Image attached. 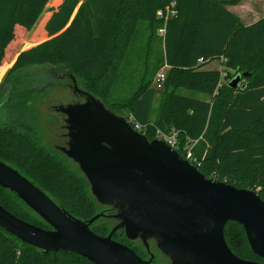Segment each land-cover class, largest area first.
<instances>
[{"label":"trees","instance_id":"16d2710c","mask_svg":"<svg viewBox=\"0 0 264 264\" xmlns=\"http://www.w3.org/2000/svg\"><path fill=\"white\" fill-rule=\"evenodd\" d=\"M50 1L0 0V70L5 71L17 54L0 84V108L5 113L0 123V159L75 216L89 219L99 213L101 205L79 166L43 143L31 106L49 88L47 74L65 68L116 114L126 116L124 109H130L149 140L177 129L174 148L186 158L190 152L188 159L208 177L255 189L264 199V16L245 24L228 8L241 0H53L47 6ZM168 7L176 14L165 22L157 13H166ZM142 23L153 29L165 26V60L170 67L163 87L152 86V77H143L131 100H113L110 93L121 62ZM33 28L35 38H48L21 50ZM214 60L221 62L222 69L207 67ZM229 69L235 72L229 74ZM238 74L242 78L233 88L229 82ZM177 88L209 98L179 93ZM159 93L161 107L151 121ZM0 203L26 221L51 228L1 185ZM109 220L101 216L91 228L107 235ZM114 238L146 256L145 246L136 245L123 230ZM225 238L240 257L264 262L239 222H227ZM0 264L95 263L73 251L45 254L0 226ZM153 264L165 263L154 260Z\"/></svg>","mask_w":264,"mask_h":264},{"label":"water","instance_id":"95a60500","mask_svg":"<svg viewBox=\"0 0 264 264\" xmlns=\"http://www.w3.org/2000/svg\"><path fill=\"white\" fill-rule=\"evenodd\" d=\"M84 101L60 104L68 130L64 153L78 164L100 204L115 209L117 223L100 235L92 223L100 212L81 219L58 203L19 169L0 159V185L16 193L51 228L26 221L0 203V226L45 254L76 252L95 264H153L116 240L123 230L147 249L154 240L172 264H264L237 255L225 226L237 221L252 250L264 258V199L259 191L208 177L164 139L149 140L93 93L79 88ZM236 75L229 85L238 87Z\"/></svg>","mask_w":264,"mask_h":264},{"label":"rangeland","instance_id":"374dc122","mask_svg":"<svg viewBox=\"0 0 264 264\" xmlns=\"http://www.w3.org/2000/svg\"><path fill=\"white\" fill-rule=\"evenodd\" d=\"M51 2L52 1H50L47 6H49ZM76 10L74 14L76 13ZM26 44L29 45V43ZM15 60L16 58L13 59L5 72H3L0 78V84L6 78V75L9 69L14 65ZM165 63L166 60L164 35L159 32V29H153L149 24L142 23L137 29L136 33L132 36L127 54L121 62V67L116 76V84L112 92L110 93L111 99H121L127 101L131 100L143 77H145V79H147L148 77H152L153 82L151 83V85L155 86V72L157 73L165 65ZM207 67L221 69L222 65L220 61L214 60L210 62ZM152 70H155V72H153ZM223 72L226 73V71ZM234 72L235 71L233 69L228 70L229 74H233ZM7 82L10 83L11 80ZM77 85L79 88H84L82 82L79 79H77ZM176 91L179 93L193 94L194 96L199 98H209L207 95H204L200 92H190L184 88H177ZM162 99L163 95L160 93L157 94L153 104L151 121H155V119L157 118ZM84 100V96L80 95L75 90L74 82L70 75L65 76L61 84L49 87L44 93L36 96V99L32 102L31 106L32 108H34V111L37 115V124L38 128L41 131L42 141L44 144H46L53 150L61 151L59 147L65 146L67 144L68 130L66 128V116L62 112L58 111L56 107L60 104H67ZM129 110L130 109L125 108L123 113H127L126 116H130L131 113L129 112ZM3 112L4 109L0 108V123L4 122L5 113ZM177 132V129H173L172 131L166 133L167 137H160V139L166 140V138H170L172 141L176 142V140L178 139ZM174 146H176V144H173V147ZM100 205L101 209L99 213L103 212L108 215L116 212L108 205ZM109 219L111 229L117 223V220L114 218ZM135 243L136 245H140L141 241L136 240ZM150 250L155 255V260L158 263H171L169 257H167L158 248L154 240L150 241ZM145 253L146 258H149L150 255L147 252L146 248Z\"/></svg>","mask_w":264,"mask_h":264},{"label":"crops","instance_id":"0c3cea01","mask_svg":"<svg viewBox=\"0 0 264 264\" xmlns=\"http://www.w3.org/2000/svg\"><path fill=\"white\" fill-rule=\"evenodd\" d=\"M228 8L233 13H235L245 24H251L264 16V0H241L237 4L228 5ZM35 34L36 33L34 28L27 32L25 42L22 45L21 50L48 38L47 35H42L39 38H35ZM26 43H29V45H27ZM16 56L17 54L14 58H16ZM2 66L3 65H1L0 68ZM3 72L5 71L0 70V78Z\"/></svg>","mask_w":264,"mask_h":264},{"label":"built area","instance_id":"2783aa9c","mask_svg":"<svg viewBox=\"0 0 264 264\" xmlns=\"http://www.w3.org/2000/svg\"><path fill=\"white\" fill-rule=\"evenodd\" d=\"M176 14V11L171 8H167L166 13L163 10H159L157 15L159 17H163L165 19V22L168 21L170 17H173ZM159 32L164 35L165 33V26L159 28ZM169 64L166 62L165 65L156 73V78H155V86L157 88H162L163 83L166 79L167 76V70L169 69ZM223 75H226V73L223 72ZM128 122L138 131H141L144 127L141 123L135 120L133 115H130L126 118ZM160 137H165L166 134L164 133H159ZM167 137V136H166ZM166 141L170 143L171 145L175 144V141H172L170 138H166ZM173 143V144H172ZM191 153L188 152V158L190 157Z\"/></svg>","mask_w":264,"mask_h":264},{"label":"flooded vegetation","instance_id":"af4514ba","mask_svg":"<svg viewBox=\"0 0 264 264\" xmlns=\"http://www.w3.org/2000/svg\"><path fill=\"white\" fill-rule=\"evenodd\" d=\"M47 76H48V82H47V84L45 85V87H52V86H54V85H59V84H61L62 83V80L65 78V76H67V73H66V71L64 70V69H53V70H51V72L49 73V74H47ZM7 83H4L3 84V88L4 89H7L8 87H7ZM65 115V114H64ZM66 116V115H65ZM67 143H68V141H67ZM63 147H67V144L65 145V146H60L59 148H60V150L64 153V151H63ZM111 209H113V208H111ZM114 211H116L115 209H113ZM112 214H114V213H112ZM112 214H108V215H112ZM106 216H107V214H106ZM109 217V216H108ZM109 218H113V217H109ZM115 219V218H114ZM140 241V240H139ZM142 243V242H141ZM143 244V243H142ZM144 245V244H143ZM145 246V245H144ZM145 248H146V250H147V252L149 253V255H150V253H151V250L150 249H147V247L145 246ZM168 257V256H167ZM143 258H146V256L145 257H143ZM154 260H155V257H154ZM154 260H153V262H154ZM171 261V260H170ZM255 261H258V260H255ZM260 262H262V261H260ZM172 264V263H171Z\"/></svg>","mask_w":264,"mask_h":264}]
</instances>
